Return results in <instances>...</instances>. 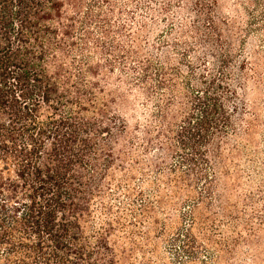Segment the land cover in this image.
<instances>
[{"label": "trees", "instance_id": "obj_1", "mask_svg": "<svg viewBox=\"0 0 264 264\" xmlns=\"http://www.w3.org/2000/svg\"><path fill=\"white\" fill-rule=\"evenodd\" d=\"M0 0V264H264V0Z\"/></svg>", "mask_w": 264, "mask_h": 264}, {"label": "rangeland", "instance_id": "obj_2", "mask_svg": "<svg viewBox=\"0 0 264 264\" xmlns=\"http://www.w3.org/2000/svg\"><path fill=\"white\" fill-rule=\"evenodd\" d=\"M232 5V1L231 0H222L221 1V4H220V11L223 13V14H228L230 12V7ZM262 148L264 149V143L262 144ZM264 243V242H263ZM264 261V254L261 255L257 262L260 263V262H263Z\"/></svg>", "mask_w": 264, "mask_h": 264}]
</instances>
